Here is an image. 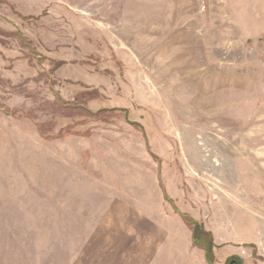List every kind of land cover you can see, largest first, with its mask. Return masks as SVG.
<instances>
[{
  "label": "rangeland",
  "instance_id": "obj_1",
  "mask_svg": "<svg viewBox=\"0 0 264 264\" xmlns=\"http://www.w3.org/2000/svg\"><path fill=\"white\" fill-rule=\"evenodd\" d=\"M264 264V0H0V264Z\"/></svg>",
  "mask_w": 264,
  "mask_h": 264
},
{
  "label": "trees",
  "instance_id": "obj_2",
  "mask_svg": "<svg viewBox=\"0 0 264 264\" xmlns=\"http://www.w3.org/2000/svg\"><path fill=\"white\" fill-rule=\"evenodd\" d=\"M184 219L191 228L193 244L203 249L207 264H214L211 233L206 232L203 226L199 225L192 218L184 217ZM225 264H243V262L239 257L231 256L226 260Z\"/></svg>",
  "mask_w": 264,
  "mask_h": 264
}]
</instances>
